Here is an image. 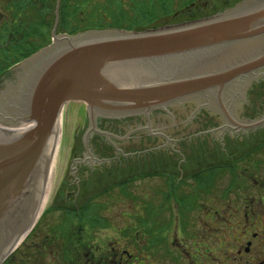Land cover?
I'll list each match as a JSON object with an SVG mask.
<instances>
[{
  "label": "flooded vegetation",
  "instance_id": "af4514ba",
  "mask_svg": "<svg viewBox=\"0 0 264 264\" xmlns=\"http://www.w3.org/2000/svg\"><path fill=\"white\" fill-rule=\"evenodd\" d=\"M243 1L187 0L162 21ZM48 3L0 0V92L16 82L18 63L48 44ZM62 11L60 0L55 34ZM72 104L85 116L75 136L82 149L0 264H264V137L253 142L264 133V64L239 74L219 99L92 119Z\"/></svg>",
  "mask_w": 264,
  "mask_h": 264
},
{
  "label": "water",
  "instance_id": "95a60500",
  "mask_svg": "<svg viewBox=\"0 0 264 264\" xmlns=\"http://www.w3.org/2000/svg\"><path fill=\"white\" fill-rule=\"evenodd\" d=\"M59 3L52 42L19 62L16 82L0 92V263L34 225L64 105L83 103L92 119L219 99L264 64V0L156 28L72 35L55 34Z\"/></svg>",
  "mask_w": 264,
  "mask_h": 264
},
{
  "label": "rangeland",
  "instance_id": "374dc122",
  "mask_svg": "<svg viewBox=\"0 0 264 264\" xmlns=\"http://www.w3.org/2000/svg\"><path fill=\"white\" fill-rule=\"evenodd\" d=\"M54 1L55 0H49L48 7H47V11H48V14H47V17H48V37L46 40L47 42H44V44L49 42L48 41L49 40V32L51 30L52 18L54 16V14H53ZM62 1L63 0H61V3H62ZM183 1L186 2L187 0H182V1L178 0L177 2L174 3L175 6H172V7H174V9H175V7L178 8L179 3H182ZM110 4L111 3L108 2V0H89L88 2H86L85 4L82 5V10L84 13L89 12L90 14L92 12H96V14H97V12H100V15H101L105 11L110 12L111 8H108L110 6ZM132 5H133V2L131 0H123L122 4L120 6L122 8H124L125 10H127ZM65 7L66 6H64V4L62 3L63 11L61 13V16H63V21H64V15L63 14L67 13V12H65ZM67 14H66L68 16L67 21H69L68 25H70L69 27H72L73 23L75 25L78 24V20H76V16L72 15L73 13H71V14L67 13ZM172 14H173V9H171V8L168 10L165 9L163 14H159V15L156 14L155 15L156 17L152 18L149 22H150V24L160 23L161 19H163V18L169 19L172 16ZM159 26H161V25L158 24L155 27H159ZM155 27H153V28H155ZM147 28H152V26H149ZM59 30L63 31L62 27H61V22L59 24ZM64 32L67 33L68 31H64ZM62 114H63V116H62L61 125H60L61 131L59 134V146L57 149L56 158L54 161V166L52 168V174H53L52 190H53V192L55 191V189H53V188H54L55 184L58 183L57 180L59 179V177L62 174L63 166L65 168L66 164L70 163L71 158L78 151V149H80V148L82 149V143H83L81 140L75 139L76 138L75 136H77V138H78V134L81 131V128L84 126L83 123L85 121V119H84L85 116L83 114V111L82 110L80 111V107L78 106V104H72V103L66 104L63 107ZM263 137H264V133L262 134V136L257 137L253 142L258 141L259 139H262ZM74 149H77V150L74 151ZM53 183H54V186H53ZM113 192L114 193L111 192L110 194L111 195L117 194V190H114ZM50 204H51V201H49L45 205L44 209L46 207H48ZM55 212H57V211H55ZM114 212H116V210ZM51 213H52V210L47 212L46 217H44V219L45 218L49 219Z\"/></svg>",
  "mask_w": 264,
  "mask_h": 264
},
{
  "label": "trees",
  "instance_id": "16d2710c",
  "mask_svg": "<svg viewBox=\"0 0 264 264\" xmlns=\"http://www.w3.org/2000/svg\"><path fill=\"white\" fill-rule=\"evenodd\" d=\"M88 1H62L64 6H66L65 12L69 14L73 13L72 15H75L76 20H78V24L75 27H69V21H67L68 14H63L64 21L63 16H61V27L63 31H68V33L72 34L87 29L120 28L125 30H140L149 26L155 27L158 24H164L163 19H161L160 23L150 24L149 21L156 17V14H163L165 9L168 10L171 8L174 10L172 6H175L174 3L178 0H131L133 5L127 10L120 6L123 0H108L111 3L108 8H111V10L110 12L105 11L101 15L100 12H97V14L96 12H92L91 14L89 12H83L82 5Z\"/></svg>",
  "mask_w": 264,
  "mask_h": 264
},
{
  "label": "bare ground",
  "instance_id": "6f19581e",
  "mask_svg": "<svg viewBox=\"0 0 264 264\" xmlns=\"http://www.w3.org/2000/svg\"><path fill=\"white\" fill-rule=\"evenodd\" d=\"M62 116H63V114L61 113L60 114V118H59V126L61 125ZM60 131L61 130H59V134H60ZM59 134H58L57 139L54 142V150H53V157H52L50 182L47 185V187H46V189H45V191L43 193V196H42V198H41V200L39 202L38 212L36 214L37 216L41 213L42 209L45 207L46 202H47L48 195H49V193H50V191L52 189V168L54 166V161H55L57 149H58V146H59Z\"/></svg>",
  "mask_w": 264,
  "mask_h": 264
}]
</instances>
